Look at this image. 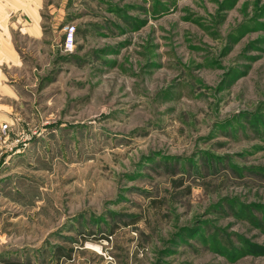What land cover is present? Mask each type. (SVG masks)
<instances>
[{"label": "rangeland", "instance_id": "obj_1", "mask_svg": "<svg viewBox=\"0 0 264 264\" xmlns=\"http://www.w3.org/2000/svg\"><path fill=\"white\" fill-rule=\"evenodd\" d=\"M0 264H264V0H0Z\"/></svg>", "mask_w": 264, "mask_h": 264}, {"label": "built area", "instance_id": "obj_2", "mask_svg": "<svg viewBox=\"0 0 264 264\" xmlns=\"http://www.w3.org/2000/svg\"><path fill=\"white\" fill-rule=\"evenodd\" d=\"M74 38H75V27L66 25L64 28V39L62 42V50L64 52H71L74 46ZM7 125H3V129H6Z\"/></svg>", "mask_w": 264, "mask_h": 264}, {"label": "crops", "instance_id": "obj_3", "mask_svg": "<svg viewBox=\"0 0 264 264\" xmlns=\"http://www.w3.org/2000/svg\"><path fill=\"white\" fill-rule=\"evenodd\" d=\"M32 13H33L35 22H32L31 24H29V26L26 27V30H27V33H29L28 35L35 37V38H39L41 37L42 29H43L40 25V16L36 12H32Z\"/></svg>", "mask_w": 264, "mask_h": 264}]
</instances>
